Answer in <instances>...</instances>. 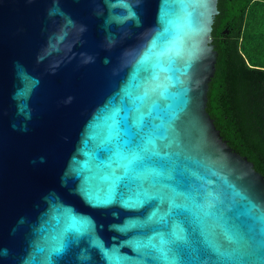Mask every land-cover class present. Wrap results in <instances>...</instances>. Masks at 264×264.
<instances>
[{
    "label": "water",
    "instance_id": "95a60500",
    "mask_svg": "<svg viewBox=\"0 0 264 264\" xmlns=\"http://www.w3.org/2000/svg\"><path fill=\"white\" fill-rule=\"evenodd\" d=\"M218 0H0V264H264V176L207 111Z\"/></svg>",
    "mask_w": 264,
    "mask_h": 264
},
{
    "label": "trees",
    "instance_id": "16d2710c",
    "mask_svg": "<svg viewBox=\"0 0 264 264\" xmlns=\"http://www.w3.org/2000/svg\"><path fill=\"white\" fill-rule=\"evenodd\" d=\"M218 9L207 111L223 139L264 176V0H218Z\"/></svg>",
    "mask_w": 264,
    "mask_h": 264
}]
</instances>
